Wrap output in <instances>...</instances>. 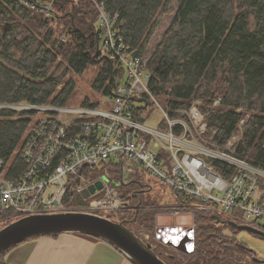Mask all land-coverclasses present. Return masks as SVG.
Masks as SVG:
<instances>
[{
  "label": "trees",
  "instance_id": "trees-1",
  "mask_svg": "<svg viewBox=\"0 0 264 264\" xmlns=\"http://www.w3.org/2000/svg\"><path fill=\"white\" fill-rule=\"evenodd\" d=\"M99 3L119 16L127 51L147 58L149 88L170 117L188 120L185 111L198 101L208 145L225 148L232 134H240L234 154L264 169V0H0V103L70 105L77 91L71 74H83L96 63L101 65L92 87L109 93L112 64L97 51ZM44 5L51 12L43 11ZM79 104L92 105L89 97ZM32 112L0 107V157L11 160L8 177L16 178L26 167L20 154ZM181 127L177 124L175 130ZM106 166H94L90 177L105 174ZM214 168L226 178L238 170L217 159ZM117 172L115 165L118 178ZM133 180L130 186L138 191L142 181ZM76 198L84 202L82 195ZM181 203L177 195L167 207L173 211L171 205ZM165 207L142 200L138 211L119 214L156 237V212ZM15 215L0 210V228ZM194 218V250L181 252L174 264H264L252 258L256 253L245 242L225 232L234 231L227 223H218L209 213L196 212ZM13 246L0 252V264H7Z\"/></svg>",
  "mask_w": 264,
  "mask_h": 264
},
{
  "label": "built area",
  "instance_id": "built-area-1",
  "mask_svg": "<svg viewBox=\"0 0 264 264\" xmlns=\"http://www.w3.org/2000/svg\"><path fill=\"white\" fill-rule=\"evenodd\" d=\"M40 7L51 12L49 5ZM98 7L97 49L112 64L110 91L101 92L99 101L89 98V106H24L46 116L31 125L20 154L26 164L20 175L8 177L11 160L0 157V210L14 211V220L32 214L129 211L135 207L129 196L139 193L129 186L133 179L139 182L141 172L148 171L186 198L185 203L173 206L174 221L157 223L158 240L173 246L184 244L186 251L192 252L196 223L180 222L179 218L188 213L195 217L196 212L231 218L264 231V169L234 154L241 135L232 134L222 150L212 148L221 154L201 144L207 145L209 140L203 135L207 123L198 101L185 111L187 121L171 118L149 88L152 73L147 58L127 51L117 24L119 16L106 11L103 3ZM150 101L162 109L159 125L166 118V127L154 128L140 121V112ZM16 105L23 107H13ZM177 124L182 126L180 131L175 130ZM214 159L235 166L237 172L223 177L214 168ZM104 164L108 165L105 174L98 171V175L87 177L90 169L99 166L101 170ZM98 181L102 188L84 197V189ZM140 186L152 188L143 182ZM69 189L88 202L68 204L65 200L74 197ZM225 232L232 234L230 229Z\"/></svg>",
  "mask_w": 264,
  "mask_h": 264
},
{
  "label": "rangeland",
  "instance_id": "rangeland-1",
  "mask_svg": "<svg viewBox=\"0 0 264 264\" xmlns=\"http://www.w3.org/2000/svg\"><path fill=\"white\" fill-rule=\"evenodd\" d=\"M105 60H107V58H104L102 63H104ZM100 65H101V63H96L95 65L90 66L83 74H75V73L71 74V79H74L76 81L77 91H75L70 96V99H69L70 105H80L79 103L83 99H85L86 97H89V98L96 100V101H99L102 98L101 97L102 94L96 92L95 89L92 87V83L98 74V71L100 69ZM158 101L161 102L159 99H158ZM160 104L162 105V103H160ZM18 105H21L23 107L19 108L17 105H16V107H13V105H11V104H1L0 103L1 108L13 107L16 109H24V106H28L29 104H18ZM135 106H142V104L135 102ZM44 116H46V114H44L42 111H33L30 115V117L32 119L31 125H32V123H35L38 119H40ZM162 118H163L162 109L158 106L153 105L151 101L149 102L148 107L146 109H143L142 112H140V121L143 122L146 126H150V127H154V128H157V127L160 128V127L167 126L166 118L164 119V122H166V125L163 126L164 125L163 123L159 125ZM192 133L194 135L193 131H192ZM201 144L203 146H205L206 148L211 149V150H214V149L222 150V148H215V147L209 145L211 147L210 148L209 146H207L208 144L207 145H205L204 143H201ZM212 148H214V149H212ZM217 150H214V151L221 153V154L223 153L222 151H217ZM211 160H213V158H211ZM87 175H89V177H90L91 173H87ZM139 176H140L139 179L143 182V184L152 186V188L151 189H149V188L139 189L141 186L137 185L139 187V188H137L139 193H138L137 199H135V201L133 199L131 200L133 206H135L136 200H138V202H140V203L142 200H143V202L153 201V202H156L158 204H162V205L166 206L165 208H162V210H160V208L157 210V212H156V219L157 220L156 221H158V217H160V216L163 217V215H165V216L171 215L172 211H170V210H172V209L168 208L167 206H170V204L172 202H175L177 199V195L172 190V188L170 186H168L167 184H165V181L162 180L159 177V175H157L155 173L144 171V172H141V175H139ZM135 177H137V176H135ZM132 187L133 186H129L130 189ZM71 192L73 193L74 197L68 198L67 203L68 204L78 203L77 198H76L77 193H74L73 190H71ZM182 198L186 199L184 197H182ZM84 200H85V202H88L86 199H84ZM152 205H153L152 206L153 210H156L157 209L156 205L155 204H152ZM134 208L136 209V207H134ZM131 210H133V209H129L128 212L130 213ZM128 212L124 211V212H121L120 214H121V216H125V214ZM120 214H119V212H115V213L114 212L113 213L108 212V211L99 212V215H101V216H105V217H107L113 221H116V222H122L123 225L128 230L134 232V234L139 239H141L145 243H149L151 245L152 250L154 252H156L157 255H159V257L162 260L166 261L169 264H174L173 260L178 258L181 255V252H184V253L187 252V251L179 250V248L177 249V247H175V246H173L167 242L158 240L155 236H153V232L151 230H148V229L142 227L139 224V222H137V221H132V220H129V218L120 217ZM188 215H191L192 219H194L193 222L196 223L194 216L192 214H189V213H188ZM225 218H227V217H223L224 220L234 221L231 218H228V219H225ZM175 219H176V217L174 219H172L171 221H174ZM196 226H197V224H195V227ZM195 227H194V230H195ZM227 229H229V228H227ZM235 234H236L238 239L248 243L251 246V248L257 252L258 256L261 257L262 259H264V239L260 238L257 235H253L251 232L246 231V230H239Z\"/></svg>",
  "mask_w": 264,
  "mask_h": 264
},
{
  "label": "water",
  "instance_id": "water-1",
  "mask_svg": "<svg viewBox=\"0 0 264 264\" xmlns=\"http://www.w3.org/2000/svg\"><path fill=\"white\" fill-rule=\"evenodd\" d=\"M102 186V182L98 181L96 185H91L89 188L84 189V197H88L90 193L102 188ZM139 204L140 202L136 205L137 211ZM216 221L218 223H227L237 231H249L264 239V231L256 227L247 224H238L234 221L224 220L219 217L216 218ZM63 231L98 236L118 248L133 264H169L152 250L149 243H145L139 239L122 222H116L105 216L89 212L32 214L18 218L0 228V252L30 237ZM191 241L193 242V240ZM174 246L186 251L184 244ZM256 260L259 259L256 258Z\"/></svg>",
  "mask_w": 264,
  "mask_h": 264
},
{
  "label": "crops",
  "instance_id": "crops-1",
  "mask_svg": "<svg viewBox=\"0 0 264 264\" xmlns=\"http://www.w3.org/2000/svg\"><path fill=\"white\" fill-rule=\"evenodd\" d=\"M172 219V215H163L157 223ZM179 219L193 221L188 214ZM6 260L7 264H133L114 245L95 240L90 234L70 231L30 237L10 248Z\"/></svg>",
  "mask_w": 264,
  "mask_h": 264
},
{
  "label": "flooded vegetation",
  "instance_id": "flooded-vegetation-1",
  "mask_svg": "<svg viewBox=\"0 0 264 264\" xmlns=\"http://www.w3.org/2000/svg\"><path fill=\"white\" fill-rule=\"evenodd\" d=\"M231 232H232V234H233L235 237H237L236 234H235L236 232H238L237 230L234 229V231H231ZM252 234H253V235H256V234H254V233H252ZM239 240H240V239H239ZM240 241H242V240H240ZM243 242H244V241H243ZM245 244H247L248 247H249L252 251H254V253H256V255H254V256L252 257L255 261H257L256 258L259 259L258 261H263V260H264V259H262L261 257L258 256L257 252H256L254 249H252L251 246H250L248 243L245 242ZM194 247H195V245H194Z\"/></svg>",
  "mask_w": 264,
  "mask_h": 264
}]
</instances>
